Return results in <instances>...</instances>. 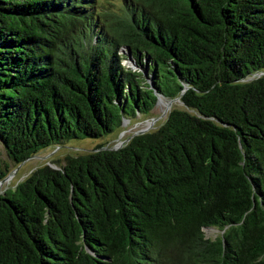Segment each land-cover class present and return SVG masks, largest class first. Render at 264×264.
I'll return each instance as SVG.
<instances>
[{"label":"trees","instance_id":"16d2710c","mask_svg":"<svg viewBox=\"0 0 264 264\" xmlns=\"http://www.w3.org/2000/svg\"><path fill=\"white\" fill-rule=\"evenodd\" d=\"M159 96L0 194V264H264V0H0V180Z\"/></svg>","mask_w":264,"mask_h":264},{"label":"rangeland","instance_id":"374dc122","mask_svg":"<svg viewBox=\"0 0 264 264\" xmlns=\"http://www.w3.org/2000/svg\"><path fill=\"white\" fill-rule=\"evenodd\" d=\"M127 67H131V63L125 61ZM135 69L134 66H132ZM158 102L152 109L148 117L138 116L133 121L125 123L122 129H115L114 132L104 138L98 140H73L66 144L57 147H48L38 152L33 159L26 161L17 170L11 166V172L8 174L5 182L0 183V194L7 188L14 187L18 182L22 181L29 173L37 167L48 165L57 167L63 163L67 156H76L83 152L91 151L98 145L105 144L107 147L120 148L125 144L127 139L140 132H149L156 129L166 118L169 111L175 107L180 106L179 101H173L167 109L166 100L160 97ZM1 152V159H5V154ZM204 236L206 239L213 240L219 236V232L214 229H204Z\"/></svg>","mask_w":264,"mask_h":264},{"label":"water","instance_id":"95a60500","mask_svg":"<svg viewBox=\"0 0 264 264\" xmlns=\"http://www.w3.org/2000/svg\"><path fill=\"white\" fill-rule=\"evenodd\" d=\"M255 76H257L256 74H254V77ZM160 97L161 96H159V97H157V103L158 102H160L161 100H160ZM163 98V97H162ZM178 101V99H173V100H169L165 105H166V107H167V109L170 107V105H171V103L173 102V101ZM156 103V104H157ZM125 123H128V120H123L122 121V125H121V127L122 126H125ZM144 132H140V133H137V134H135V135H139V134H143ZM111 149H117V148H111ZM35 157V155H33V156H31V157H29V158H27L25 161H23L21 164H19L17 167H16V170L22 165V164H24L26 161H28V160H30V159H33ZM48 165L50 166V164L48 163ZM50 167H52V166H50ZM52 168H56V167H52ZM6 179H7V177L5 178V179H3V180H0V183H3V182H5L6 181Z\"/></svg>","mask_w":264,"mask_h":264},{"label":"bare ground","instance_id":"6f19581e","mask_svg":"<svg viewBox=\"0 0 264 264\" xmlns=\"http://www.w3.org/2000/svg\"><path fill=\"white\" fill-rule=\"evenodd\" d=\"M161 103V102H160Z\"/></svg>","mask_w":264,"mask_h":264}]
</instances>
